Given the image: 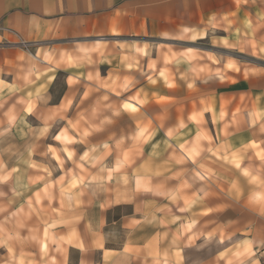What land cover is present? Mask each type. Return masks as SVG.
<instances>
[{
	"label": "crops",
	"instance_id": "obj_1",
	"mask_svg": "<svg viewBox=\"0 0 264 264\" xmlns=\"http://www.w3.org/2000/svg\"><path fill=\"white\" fill-rule=\"evenodd\" d=\"M0 264H264V0H0Z\"/></svg>",
	"mask_w": 264,
	"mask_h": 264
},
{
	"label": "rangeland",
	"instance_id": "obj_2",
	"mask_svg": "<svg viewBox=\"0 0 264 264\" xmlns=\"http://www.w3.org/2000/svg\"><path fill=\"white\" fill-rule=\"evenodd\" d=\"M161 46V45H160ZM205 47H207L208 49H211L210 48V46H205ZM238 49H240V50H242V51H238L236 48H234V47H232V48H229V47H227L226 49L225 48H222V51H226V53H232V54H234V55H239L238 56V58L239 59H243L244 61H249L250 59H251V55L249 54V53H251V54H253V55H258V51H257V48H256V50H255V48H250V49H248V47H246V46H243V47H239ZM137 50H139V51H142V48H140V47H137ZM245 51V52H244ZM247 51H248V53H247ZM244 52V53H243ZM159 53H163L162 51H161V49H159ZM225 53V52H224ZM218 58H220V57H218ZM168 59V58H167ZM213 60H215V59H213ZM226 65L227 66H232L233 65V63H230V62H227L226 63ZM218 69L217 70H214V73L213 74H215V75H217V76H219V74H218ZM220 78V77H219ZM133 98H138L137 96H132ZM139 102H140V100L139 99H137ZM131 106V105H130ZM132 107V106H131ZM132 108H134V107H132ZM147 127H148V129H150V128H154V125H153V122L151 121V119L149 118L148 119V121H147ZM146 127V125H144L143 126V130L142 131H145V129L147 128ZM152 128V129H153ZM142 131H140V132H142ZM152 131V130H151ZM151 131H149L148 133L150 134V132ZM146 136V135H145ZM136 147H138V145H136V144H133V146H132V150H138V149H136ZM128 160V159H127ZM126 160V161H127ZM247 228H248V226H247ZM249 231H247V233H248Z\"/></svg>",
	"mask_w": 264,
	"mask_h": 264
},
{
	"label": "snow or ice",
	"instance_id": "obj_3",
	"mask_svg": "<svg viewBox=\"0 0 264 264\" xmlns=\"http://www.w3.org/2000/svg\"><path fill=\"white\" fill-rule=\"evenodd\" d=\"M126 107H128V105H126Z\"/></svg>",
	"mask_w": 264,
	"mask_h": 264
}]
</instances>
